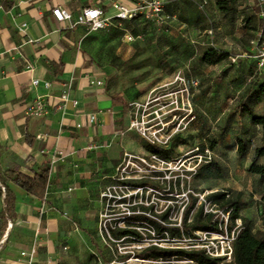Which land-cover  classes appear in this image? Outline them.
Instances as JSON below:
<instances>
[{
    "label": "crops",
    "instance_id": "obj_1",
    "mask_svg": "<svg viewBox=\"0 0 264 264\" xmlns=\"http://www.w3.org/2000/svg\"><path fill=\"white\" fill-rule=\"evenodd\" d=\"M94 1L99 0H0V177L12 170L32 177L47 169L51 176L42 203L12 187L15 203L8 216L0 199V264H96L94 256H98L101 248L96 232L104 207L99 196L106 181L116 176L124 153L145 156V143L135 131L129 130V105L134 101L115 97L105 87L108 74L105 68L112 70L109 66L114 65L110 62L98 68L100 64L92 61V50L87 43L98 32L70 28L69 23H57L51 15L57 7L73 16L84 8L98 7L107 17H113L114 4L128 8L134 5L133 0L131 3L102 0L100 6H89ZM21 24L27 25L26 33L18 30ZM109 29L119 28L114 24L103 31ZM189 31V28H176L182 38ZM29 40L34 43L30 44ZM129 54L130 50L124 49L123 57L128 58ZM29 63L34 66L32 71L26 70ZM33 80H39L40 84L31 87ZM97 81L103 86L92 84ZM44 82L51 84L50 91L44 88ZM67 83H72L71 102L59 112L61 87ZM257 87L253 84L247 88L233 110L240 119H247L251 132L263 139L261 128L236 110ZM205 97L213 103L223 98L215 92ZM38 98H46V114L28 116L29 106ZM72 101L78 105L74 106ZM252 105L255 115H261L256 110L264 107V98L260 104ZM90 115L97 119L93 125L89 124ZM126 135L131 137L122 140ZM250 146L247 155H252V163L256 147ZM58 153L66 157L51 168V161ZM222 179L193 181L199 184L200 192L216 193L220 192L216 182ZM225 191L234 195L231 187ZM41 207L48 212L39 219ZM33 244H36V253L29 262L21 253ZM102 263H106L104 258Z\"/></svg>",
    "mask_w": 264,
    "mask_h": 264
},
{
    "label": "rangeland",
    "instance_id": "obj_2",
    "mask_svg": "<svg viewBox=\"0 0 264 264\" xmlns=\"http://www.w3.org/2000/svg\"><path fill=\"white\" fill-rule=\"evenodd\" d=\"M101 1H94L89 6H100ZM131 1L126 0L125 3H131ZM164 3L167 8L182 16L185 21H190L196 13V9L185 0H164ZM248 5L244 1L240 4V9ZM211 15L215 17L219 28L216 47L221 53L237 58L235 64H230L226 60L214 68L202 66L198 62V56L204 49L202 47L195 48L197 46L192 45L190 41L201 43L203 39L193 26H188L190 31L182 38L176 32V26L156 27L153 22L142 17H139L135 22L123 23L122 30L109 29L95 33L90 36L87 45L92 50V61L100 64L98 68H103L106 63L110 62L114 65L113 67L109 66L113 68L112 70L105 68L108 71L105 78L107 91L115 97H128L134 102L145 97V100L149 99L151 103L150 109L156 107L155 104H152L154 99L175 90L176 85H179V82L176 83L178 75L184 79L186 84L190 80L198 82V87L196 90L190 91L188 98L184 97L182 100L178 98L179 107L182 105L185 107L184 112L173 111L175 106L163 110V121H167L164 120L167 118L171 119L170 116L177 117L176 122L168 126V134L174 135V138L167 149L172 152V157L178 162L166 166L147 161V165L154 166L155 170H143L145 174L141 175H151V171L159 173L167 170L172 175H180L193 166L194 162L191 159L194 155L192 150L195 147L202 145L210 147L212 143H216L212 150L213 161L223 170V179L216 182V185L219 186L218 190L225 191L226 187H231L234 196L240 193L241 215L250 220L253 233H259L264 229V177L248 174L252 155L238 158L237 142L239 140L248 142L249 140L254 148L261 144L262 138L256 135L257 133L251 132L247 119H240L234 113L233 108L247 88L253 84L264 87V76H259L256 73V63L249 43L250 38L242 29L240 22L227 25L220 22L219 14L214 15L211 12ZM126 33L136 37V41L128 44L124 40ZM127 48L130 50V54L128 58H124L123 52ZM113 72L115 73L114 77L112 76ZM213 92L220 95L221 98L223 97L222 100L216 99L213 103V100L205 97L207 93L213 94ZM226 95H229L228 99H225ZM161 101L165 100L161 99ZM263 110L264 107L257 109L256 114H261ZM152 111L153 109L150 110V112ZM186 115V120L180 123L181 118ZM238 121L241 122L238 123ZM129 137L131 135H126L122 137V140ZM184 156V160H180ZM145 157H148L146 153ZM259 163H263V161H259ZM134 165L138 168L142 165L146 167L137 161ZM115 179L107 180L104 190L108 187H115L116 190L122 187V183ZM154 181L160 183L161 188H165L166 184L163 181ZM198 187L199 184L195 181H191L186 187L180 183L181 195L173 198H169L170 196H166L165 193L159 196L146 190L136 191L135 193L138 194L130 198V204L145 207L151 205L155 208V215L163 213L167 206L174 207L169 221L176 223L185 202L186 191L200 193ZM117 192L119 191L117 190ZM110 206L107 209L103 207L100 213L107 215L109 219L106 228L109 223H119L118 220H121L122 215L126 213L125 207H118L114 203H110ZM103 221L105 218L102 219V226L98 225L96 232L101 241L99 254L94 256L96 264H103L102 258L106 260L105 264H147L141 260H125L123 258L133 256L158 241L151 237L146 228H141L145 227L140 225L141 220L136 222L139 224L136 227L140 229L139 233L144 241L140 243L125 241L121 244L112 243L107 238V229L105 230ZM159 244L163 248L171 245L169 243Z\"/></svg>",
    "mask_w": 264,
    "mask_h": 264
},
{
    "label": "built area",
    "instance_id": "obj_3",
    "mask_svg": "<svg viewBox=\"0 0 264 264\" xmlns=\"http://www.w3.org/2000/svg\"><path fill=\"white\" fill-rule=\"evenodd\" d=\"M189 4H191L201 15L203 18V23L201 25V30L199 31V36L202 37L203 41L201 43H195L194 41H190L192 45H196L195 48L202 47L205 49H212L216 52H220L216 47V40L218 35V23L214 16L211 15V12L214 15H218L219 11L216 8V0H185ZM246 1L251 9L249 10L254 17L260 23V29L255 35V38L251 40L250 47L253 53V59L256 63V73L259 76H264V0H243ZM134 5L133 7H125L120 4H114L113 8L115 10V15L113 17H107L103 9L98 7H89L82 9L78 14L73 16L68 10L63 9L61 7L53 8L51 11V15L53 19L57 23H69L70 28L74 27H83L89 33H95L99 31H103L108 29L109 27L113 26L114 24L117 25L119 29H122L123 23L131 22L137 20L139 17H142L148 21H151L155 24L156 27H171L176 26L177 28L188 29V26L182 23L175 14H171L167 10V6L164 3V0H133ZM244 20V16H240L238 18V22H242ZM20 32L26 33L27 32V25L21 24L18 27ZM124 40L128 44H132L136 41V37L131 36L130 34L126 33L124 36ZM29 43H34L33 40H29ZM244 56V55H243ZM237 58L229 57L228 61L230 64H235ZM34 69L33 64L29 63L26 66L27 71H32ZM179 82V85H176L175 90L167 93L163 97H159L152 101V104H155L156 107H153L152 112H150V101L149 99L143 101H137L130 103V125L129 130L135 131L143 140L146 146L157 147L161 149H167L170 143L173 140V136L168 134V126L176 122V116H170L171 119H164L167 121H163L162 117L163 110L166 108L174 107V110H180L184 112V105L179 107L178 105V98L180 100L184 99V97L188 98L190 95V91L193 89L196 90L198 87V82L196 80H190L186 84L183 78L180 75L176 78V83ZM40 84L39 80L31 81V87H37ZM97 87L103 86L102 82L97 81L92 83ZM44 88L48 91L51 90V84L49 82L43 83ZM71 94H72V83H67L61 87V94L58 98V105L57 110L59 112H63L66 108V105L71 102ZM46 98H38L36 102L29 106L27 110V115L31 117L41 116L46 114ZM165 100V101H161ZM74 106L78 105V102L72 101ZM189 107V106H188ZM181 108V109H180ZM172 111V112H173ZM187 118V115L184 118H181L180 123L184 122ZM97 122V119L94 115L89 116V124L93 125ZM199 147V146H198ZM198 147H195L192 150L194 154L192 159L194 164L193 166L184 171L182 174L177 175L169 172V170L165 172L153 173L151 171V175H141L145 174L143 170H155L154 166L147 165L148 162L157 163L169 166L170 163L178 162V160H171V161H164L161 158L155 155H147L145 156H133L128 153H124L120 163L116 168V176L113 180L117 177L118 182L122 183V187H119L117 190L115 187H108L102 191L99 198L101 202L104 204V207L110 208V203L117 204L118 207H125L126 213L122 215V219L118 220L119 223L114 222L109 223L107 228L106 223L109 222L107 215H100L99 225L102 226V219L105 218L103 221V226L106 230L107 238L112 243H118L113 240L109 233V229H133L140 232L139 228L136 227L139 225L136 223L137 221L132 220L135 217H146L150 220H154L159 222L161 225L165 226V223L160 222L154 218L155 216V208L151 205L145 207L143 205H131L130 198L136 196L140 191H150L152 194L162 195L163 193L166 196L172 197L173 195L179 196L180 193V183H182L183 187L188 186L191 181H193L194 176L196 175L197 171L202 165H207L213 162V155L212 150L209 147H206L203 151H200ZM66 155L63 153H58V157H54L51 161V168H54L57 162L64 160ZM185 156L182 157L180 160H184ZM179 160V162H181ZM135 161L138 163L146 165L140 168L134 165ZM169 172V173H168ZM154 174V176L152 175ZM154 180H161L166 185L165 188H161L159 186L160 183H155ZM149 181L155 185L160 187V190L153 189L150 187L144 188H137L135 187L137 184ZM130 182V183H128ZM172 184L169 187V184ZM167 187V190H166ZM1 189V200H4L5 196V188L0 183ZM173 190V195H170V190ZM71 189H68V192H71ZM132 192V193H131ZM212 194V193H209ZM208 193H194L193 191L187 190L184 198L185 202L183 203L182 210L179 214V220L176 222L177 227L181 228V219L182 213L184 209L189 204V196H193L197 199V203L195 206L194 211L191 215H193L196 209L199 206H203L205 214H212L215 216V220L218 221V231L217 232H194L192 235H182L180 239H168L167 233L163 232L161 236L165 239L158 240L154 246L162 247L159 243H169L171 244L167 248H174V249H182L187 252H201L204 256L210 259H215L220 261L222 264H231L233 262V244L235 238L238 233V229L241 226V221H235L234 228L230 229V212H223L218 210L217 206L212 205L210 202L206 200V197L209 195ZM140 207H144L146 209L153 208V212H141L139 210ZM170 206H167V208ZM166 208V209H167ZM173 211H174V207ZM165 209V210H166ZM48 212V209L45 207H41L38 211L39 219H42L45 214ZM113 212V211H110ZM4 213L5 207H4ZM113 214V213H112ZM154 215V216H153ZM114 216V215H110ZM63 217H67V214H63ZM126 225V226H125ZM8 227L11 228L12 224L9 222ZM146 231L149 232L151 237L157 239L156 232L152 228H146ZM140 235V233H139ZM141 238V236H140ZM125 239H122L120 242H124ZM132 242H143L144 240L130 238ZM159 242V243H158ZM1 245V241H0ZM150 247V246H149ZM65 250V249H64ZM36 253V244H33L29 250L24 251L21 253V257H26L29 262H32ZM133 259V258H131ZM173 260V259H172ZM146 262L147 264H165L163 261L152 262V261H141ZM175 263V262H172ZM177 264H192L190 261H182L176 262ZM49 264V262H48Z\"/></svg>",
    "mask_w": 264,
    "mask_h": 264
},
{
    "label": "trees",
    "instance_id": "obj_4",
    "mask_svg": "<svg viewBox=\"0 0 264 264\" xmlns=\"http://www.w3.org/2000/svg\"><path fill=\"white\" fill-rule=\"evenodd\" d=\"M243 0H216V8L219 11L220 22L227 25L235 24L238 22L240 16H244V20L240 22L242 29L250 38L249 42L255 38V35L260 29V23L249 11L250 5L242 7L240 4ZM171 14H175L178 19L187 26H193L197 31L201 30L203 23L202 15L196 10L194 17L190 21H185L182 16L177 15L171 9L167 8ZM136 21V20H135ZM131 21V22H135ZM229 56L225 53L216 52L212 49H205L198 56V62L204 66H217L228 60ZM261 98H264V87L260 85L257 90L249 93L247 102L240 104L236 110L243 116L250 119L252 125L261 128L263 132V139L260 146L253 150V160L248 168V174L264 177V111L261 115H255L253 105H258L261 102ZM216 143L210 145V149L215 148ZM200 151H203L206 146L202 145L198 147ZM251 150V146L247 142H237V156L238 158L245 157ZM145 152L147 155H155L164 161H171L172 152L168 149H161L152 146H145ZM223 177V170L214 161L207 165H202L194 176L193 180L203 179H221ZM0 182L5 188V196L3 204L5 212L9 216L12 214L15 203V196L12 191L13 188L20 189L24 192L27 198H33L39 202H43L47 189L50 186L51 176L50 170L39 171L32 177L26 176L18 172L17 170L7 171L3 177H0ZM171 183L169 187H171ZM135 187L144 188L150 187L160 190L158 185H155L149 181H144L137 184ZM170 195H173V190L169 191ZM200 192L199 194H203ZM175 195L169 198H173ZM1 199V189H0ZM206 200L212 205L217 206L218 210L223 212H230V229L234 228L235 221L240 220L241 226L238 229L237 236L233 244V262L231 264H264V229L259 233H253L251 229V223L247 219L240 215L242 204L240 196H234L230 191H220L209 194ZM197 199L193 196H189V204L184 209L181 219V228L177 227V223H171L169 221L170 214L173 212L172 207H168L160 216H155L156 220L165 223V226L159 222L150 220L146 217H135L132 220L140 222L141 228H152L156 232L157 240L165 239L162 235L163 232L167 233L168 239H180L182 235H192L194 232H217L218 221L215 220V216L212 214H205L203 206H199L193 215L192 212L195 209ZM141 212H153V208L146 209L140 207ZM154 216V215H153ZM264 220V218H263ZM109 233L116 244H121L122 239H125L127 243H131L130 238L141 239L137 231L133 229H109ZM159 243V242H158ZM129 255V254H128ZM125 260L131 258L141 261L158 262L163 261L165 264H177L176 262L190 261L192 264H222L220 261L210 259L204 256L201 252H187L182 249L163 248L158 246H150L140 250L133 256L123 257ZM173 259V260H172ZM175 262V263H172Z\"/></svg>",
    "mask_w": 264,
    "mask_h": 264
}]
</instances>
